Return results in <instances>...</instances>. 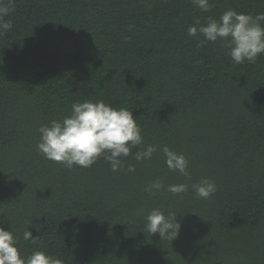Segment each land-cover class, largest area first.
Segmentation results:
<instances>
[{"label":"trees","instance_id":"16d2710c","mask_svg":"<svg viewBox=\"0 0 264 264\" xmlns=\"http://www.w3.org/2000/svg\"><path fill=\"white\" fill-rule=\"evenodd\" d=\"M210 3L206 13L191 0H15L5 17L12 28L0 35V226L23 255L44 251L64 264H264V55L235 64L223 42L187 33L197 18L229 9L264 13V0ZM84 100L132 111L140 150L184 154L190 178L169 171L162 151L139 162L129 156L117 172L103 158L72 169L45 159L39 127ZM157 178L165 188L149 196ZM203 178L217 188L207 200L191 187ZM180 183L184 193L166 190ZM153 209L177 216V239L146 231Z\"/></svg>","mask_w":264,"mask_h":264},{"label":"clouds","instance_id":"9594fccd","mask_svg":"<svg viewBox=\"0 0 264 264\" xmlns=\"http://www.w3.org/2000/svg\"><path fill=\"white\" fill-rule=\"evenodd\" d=\"M194 7L202 12H211L210 0H191ZM15 0H0V35L12 28L11 20H6L15 11ZM131 30V26L129 27ZM190 37L202 35L205 41L223 42L229 49V55L235 64L255 63L260 55H264V13L255 16L238 13L229 9L218 19L208 16L204 23L197 18L193 25L187 28ZM203 44V41L201 42ZM40 142L37 151L45 159L60 163L68 169L74 166L91 168L101 158L106 160L113 172L119 171L124 159L133 156L135 160H151L154 153L162 151L164 162L169 171L190 178L189 161L184 154L171 150L168 146L158 148L144 143L142 130L134 119L133 112L127 108H115L103 100L74 102L71 114L62 120H52L49 125H41L38 129ZM134 149L136 150L133 154ZM128 171H135L129 167ZM200 199H210L217 191L213 181L203 178L191 185ZM165 188L159 178L153 180L145 192L154 196ZM184 183L170 184L167 191L179 195L187 191ZM174 213L167 216L159 209H153L146 216V231L150 235L159 234L162 239L175 240L181 230V223ZM23 239L35 244L38 236L25 230ZM18 238L11 230L0 226V264H64L62 259L52 257L44 251H33L23 255L17 247Z\"/></svg>","mask_w":264,"mask_h":264}]
</instances>
